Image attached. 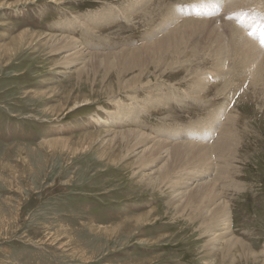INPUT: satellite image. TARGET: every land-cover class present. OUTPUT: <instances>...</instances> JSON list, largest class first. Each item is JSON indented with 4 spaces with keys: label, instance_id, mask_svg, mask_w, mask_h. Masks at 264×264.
Wrapping results in <instances>:
<instances>
[{
    "label": "rangeland",
    "instance_id": "rangeland-1",
    "mask_svg": "<svg viewBox=\"0 0 264 264\" xmlns=\"http://www.w3.org/2000/svg\"><path fill=\"white\" fill-rule=\"evenodd\" d=\"M131 1L141 11L128 20L120 14ZM133 1L0 0V264L264 263L263 83L247 85L233 101L214 83L198 97L190 94L189 74L199 65L202 77L214 71V53H203L190 68L183 57L163 73L150 64L127 72L123 59H113L162 39L172 28L168 20L199 18L202 30L225 22L242 29L254 60L264 55V0H244L246 7L243 0ZM53 37L72 38L76 48L54 44ZM140 72L133 90L120 85ZM222 105L231 106L234 118L226 122L232 154L174 168L160 185L141 179L147 171L135 159L143 146L136 140L132 152L122 133L176 145L186 137L199 143L214 125L211 146L223 137L222 117L209 122ZM186 127H196L193 138ZM195 182L214 187L228 204L234 239L209 215L196 214L211 208L203 200L201 210L189 198L177 201L182 187L194 189Z\"/></svg>",
    "mask_w": 264,
    "mask_h": 264
},
{
    "label": "bare ground",
    "instance_id": "bare-ground-1",
    "mask_svg": "<svg viewBox=\"0 0 264 264\" xmlns=\"http://www.w3.org/2000/svg\"><path fill=\"white\" fill-rule=\"evenodd\" d=\"M150 1L151 0H146V2H150ZM186 1H188V0H186ZM249 1H251V0H249ZM253 1H255V0H253ZM133 2H134V6L137 5L138 3H140L138 0H135ZM143 2H144V0H143ZM231 2H233V1H231ZM231 2H229V3L231 4ZM243 2L245 5L246 3L244 0H243ZM161 4H162V2H161ZM237 5H238V2H237ZM237 5H235V7H237ZM242 5H240V6H242ZM155 7H156V5H155ZM243 7L244 6H242V8ZM245 7H246V5H245ZM229 8H230V5H229ZM231 8H233V7H231ZM138 10H139V8L133 7V3L131 1V7H129L126 11H123V13L120 15H123V17H125L126 19L129 18L128 20H131L133 14L139 13ZM144 10H146V9H144ZM144 10L142 11V13L144 12ZM147 10H149V9L147 8ZM139 11H141V10H139ZM146 13H148V11H146ZM170 14H171V12L168 11L166 14L167 18H169L171 16ZM194 14H195V16H198L196 13H194ZM145 15L146 14H144V16ZM120 17L118 16L119 19H120ZM165 18H166L165 16L162 17V19H165ZM198 19L199 18H197V21H196V19L195 20L190 19V20H186V21H182V22L180 21L179 18H176V21H173V20L169 21L168 20L166 26H168V27L171 26L172 28H170V31L162 39H160L156 42L153 41L154 43L148 42L147 44H144L143 46L141 45L140 47L135 48V50L134 49L130 50V51H124L123 50L124 52H121L119 54L117 53L116 55L113 56V57L121 56L122 58H113V59H115L116 61L118 59H123L122 69L127 71V72L134 70L135 68H138V67L144 68L145 64H148V65L150 64L151 66H155L157 71H160L161 73H163L164 71L173 68L174 65L179 61V59H182L183 57L187 56L186 57L187 58L186 65H188V67L190 68L189 65H190V63L191 64L193 63L192 61H197L198 63H201V61H199V59L203 53L208 52L207 55L209 53H212V55L210 54V56H213V53H214V58L212 61V64H213L212 70H214L215 72L214 71L208 72V76L205 75V77H202L203 72L201 71V69H199V66H200L199 65L198 68H195L193 74H189V75H192L190 77L193 80L192 90H190V94H194L198 97L202 96L203 90L205 88H207L208 85L210 86L214 83V84H216V86L218 85V87H216L218 94H220V92H221V94H223V92H225L227 90L225 95L227 97L230 96V100L233 101L234 100L233 98L236 95H239L240 93L246 91L247 85L253 84V86H254L255 84L262 82L263 83L262 86H263L264 85V76H263L264 75L263 74L264 73V55H261V56L258 55V57H255V59L252 60L253 58H252V56L249 55L250 53L248 50H250L249 49L250 47H254V46L251 44L252 46H250L247 50L248 43L250 44L251 41H250V38L248 39L244 35L243 30L240 29L238 26L234 25V23L232 24L230 22H225V24L222 25L219 29H217V27H216L210 31H208L206 29L202 30L203 28H201V27H203V25L205 26V24L200 23L198 21ZM200 19H202V18H200ZM206 21H204V23ZM210 23H211V21H210ZM206 27H207V25H206ZM225 31L228 32L227 35H226ZM71 39L72 38H67V37L65 39L56 38V37L51 38V40L56 41V42H54V44L55 43L60 44L61 42L64 41V45H65L66 49L69 51L71 50L70 49L71 47H69V45H71V44H73L72 49L76 48L74 42ZM140 44H142V43H140ZM76 45H77V43H76ZM258 45L260 46V44H258ZM258 45H256V49L251 48V50H257ZM62 46H63V44H62ZM57 49H58V47H57ZM141 50L145 52L146 56H144V55H138L137 56V53ZM259 52H261V51H259ZM259 52H258V54H259ZM74 53H73V55H74ZM246 53H249V54H246ZM86 55H88V54H86ZM248 55L250 58H247ZM105 56H107V55H105ZM109 56H112V55L109 54L108 57ZM254 56H257V55H254ZM101 57H103V56H101ZM78 58H79V56H78ZM89 59H90V57H89ZM227 62H228V64H227ZM184 66H185V64H184ZM142 73L143 72H140L137 76L131 77L128 81L126 80V82L125 81L123 82V80L120 79L121 80L120 85H122V87H124V85H128V87L133 90L135 85H138L139 82H141L140 77H142L141 76ZM213 74L217 75L218 77L215 79H212L211 75H213ZM258 79H261V80H258ZM211 80L213 82H211V83L206 82V81H211ZM237 81H239V83ZM241 81H242V83L240 84ZM186 95L184 96L185 98H187L189 96V95H187V97H186ZM173 98H176V95H173ZM168 99H169V96H168L167 100ZM171 101H173V100H171ZM166 103H167V101L165 100L164 105H166ZM230 104H231V102H230ZM142 106L143 105H141V107ZM227 106L222 105V109H220L221 113L219 115L216 114V115L212 116L209 120L210 124H212V123L214 124V122L216 120H219V116H221L222 122L225 121L221 125L222 127H221L220 132H219L221 137L222 136L223 137L218 138L215 142L212 141L213 145H211V146L210 145L207 146V143H210L209 141L213 138V135L216 133L217 128L214 125L210 126L208 128L209 130L206 131V134L202 135L199 143H197L198 139L195 140V138H194V140H193L189 137H186L187 141H182L184 143L180 142V143H176V145H172V144L165 143V142L160 143V142H154L153 140L148 141V140L142 139L144 136L142 134H140L139 132L126 133L127 134L126 136H124L123 133H122V135L119 134L120 135L119 137L123 140V141H121L122 143L128 142L132 146V152L135 151L134 143L136 140H137V145L143 146V151L140 150V152H138L136 154V159H135L136 163H137V161H141V162H139V164L141 163V165L147 171L146 174L141 175V179L142 178L147 179L149 185H160L163 182L169 180L168 178H170L171 175L173 174L172 171L174 170V168L177 170L176 173H178L182 170L186 171V170H188V168L198 167V166L202 165L203 163H207L206 165H209L208 162L210 159H212L213 156L216 157V155H218L219 157L223 158L222 156L229 154L232 150L231 148H233V147H231L232 144L230 145L231 140L229 141V138L231 139V137H232V131L233 130H231V127H229L232 125H228L226 122H228L230 124L231 120H234V118L232 116H228L229 108L231 106L229 108ZM155 107H158V106H155ZM149 108L152 109L151 106ZM141 109L137 110L136 115H138L140 113V111L142 112ZM151 109H149V110H151ZM225 115H226V118L224 119ZM234 122H236V121H234ZM231 123H233V122H231ZM208 125H209V123H208ZM195 128L196 127H186V130L184 129L185 130L184 132L185 133L188 132V134L192 133L191 135L193 138V132L195 131ZM155 131H157V130H155ZM164 131H166V130H164ZM175 132H176V130H175ZM125 139H126V141H124ZM165 141H166V139H165ZM125 144H127V143H125ZM232 153H233V151L231 152V154ZM176 166L179 167V169H177ZM182 179L186 180L187 178H182ZM200 181L201 180H199V182ZM191 182H194V181H191ZM191 182H189V179H187V181H186L187 184H192ZM196 182H195L196 188H194V189H192L191 186H186V185L183 186L181 189L182 192L177 194V195H180L178 197H180L181 200H177V201L182 202V200L189 198L190 200L193 201V204L195 201L196 207H194V208L196 209V208L201 207L200 206V205H202L201 201L203 200L205 202L204 207L206 206V208H207V206H211V208L209 210H204V209L201 210V208H200L201 211L197 212L196 214H198L199 217L201 216L204 218L209 215L212 222L215 224L214 227L220 228L222 233L225 236L229 235V237H226V239L232 238V236H231L232 233L230 231V211L228 210L229 209L228 204L226 202H224L225 201L224 199L220 198L219 193H217L213 190L214 187L212 188L211 186H208V184H205V183L197 184ZM213 185H214V183H213ZM189 193H191V194L189 195ZM210 196H211V198L209 201L207 198H209ZM184 205H186L187 208L190 207V201H187V203L186 204L184 203ZM195 211H198V210H195ZM220 213H221V215H219ZM215 220L219 221L220 224H218ZM139 222L141 223V221H139ZM231 226H232V221H231ZM212 231H213V229H212ZM219 239H220V237H219ZM232 239H234V238H232ZM228 241H230V240H228ZM225 245H226V243H225ZM244 245H246V244H244ZM213 246L216 247V245H213ZM225 248H231V247H229L227 245ZM244 248L245 247H243V249ZM249 250H250V248H249ZM263 251H264V249H263ZM244 254L247 255L245 251H244ZM238 255L240 257L241 254H238ZM253 257H251V258H253ZM254 263H256V262H254ZM234 264H235V262H234Z\"/></svg>",
    "mask_w": 264,
    "mask_h": 264
}]
</instances>
